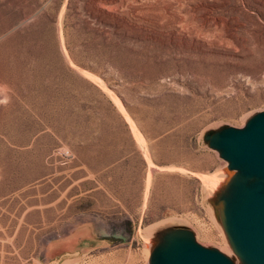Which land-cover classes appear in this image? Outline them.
<instances>
[{"label": "rangeland", "instance_id": "obj_1", "mask_svg": "<svg viewBox=\"0 0 264 264\" xmlns=\"http://www.w3.org/2000/svg\"><path fill=\"white\" fill-rule=\"evenodd\" d=\"M262 115L264 0H0V264H155L177 219L228 257L215 141Z\"/></svg>", "mask_w": 264, "mask_h": 264}, {"label": "bare ground", "instance_id": "obj_2", "mask_svg": "<svg viewBox=\"0 0 264 264\" xmlns=\"http://www.w3.org/2000/svg\"><path fill=\"white\" fill-rule=\"evenodd\" d=\"M230 132H232V130H230ZM224 141L217 139L215 141L217 144L216 145L217 148H222V144ZM148 164L150 167L153 166V163L149 156H148ZM231 166L234 168V171L229 170L225 173L224 171H221L220 173L211 176L210 179L209 177H206L202 173H198V172L197 173L200 174V176L205 181L207 179L211 180L216 187H220V186L226 187V185L232 182L225 191L228 192V195L222 201L223 208H222V216L220 217H223L225 227L233 243V248H235L234 250H236L235 252L239 254L242 257V259L245 258L244 261L246 264H257L249 260L245 256L244 245L238 233L239 223H240L238 218L242 216L244 212L248 209L251 200L252 199L254 200V197H256L258 193L264 192V175L256 171L255 172L248 171V172L240 173V171L243 169L244 170L247 168L249 169V166L242 164L237 160H235ZM160 168L161 167H159V169ZM150 177H151V173H149L148 176V183L150 182ZM233 177H235V179H233ZM214 178L215 181L213 180ZM248 185L253 187L254 189L249 190V188H247ZM220 217H218V215L216 216L214 215L213 219L217 220V222L221 225L220 228H222L224 235L223 237L224 239L227 240L226 246L223 248L226 251L225 253L228 255L229 258L217 250L206 248L200 245L199 243H197L193 238L196 237V235L193 234L191 229L187 230L181 228L182 223L184 222V220L182 219L166 222L163 224L161 228H159V230L155 232L152 231L149 232V234L146 236L147 243L145 248L147 257L150 256V253L153 250L152 261H155L156 264H173L179 258L177 253L185 248L184 247L185 244L186 245L191 244L206 251H211L219 255H222L226 257L228 260L233 261V259L236 258L237 256L235 255L232 249V245L230 244L228 238L224 233L223 222ZM179 238L188 239L189 243L188 242L185 243L184 241L179 240ZM158 243L159 245L156 246Z\"/></svg>", "mask_w": 264, "mask_h": 264}, {"label": "water", "instance_id": "obj_3", "mask_svg": "<svg viewBox=\"0 0 264 264\" xmlns=\"http://www.w3.org/2000/svg\"><path fill=\"white\" fill-rule=\"evenodd\" d=\"M263 116L260 118H264ZM219 140H225L222 148L226 157L232 159L233 163L237 160L249 166V169H243L241 173L256 171L264 175V120L257 121L244 132L229 131ZM247 188L254 189L249 185ZM238 219V233L244 245L245 256L257 264H264V192L258 193L251 200L248 209ZM179 240L185 243L189 241L185 238ZM184 247L177 253L179 258L173 264H233L222 255L194 245L185 244Z\"/></svg>", "mask_w": 264, "mask_h": 264}]
</instances>
